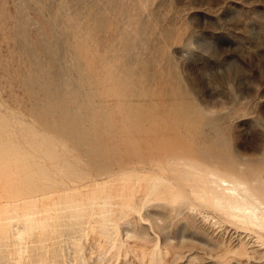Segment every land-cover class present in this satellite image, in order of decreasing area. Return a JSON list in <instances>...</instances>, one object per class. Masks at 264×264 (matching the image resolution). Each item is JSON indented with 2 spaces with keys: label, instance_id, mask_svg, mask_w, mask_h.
Listing matches in <instances>:
<instances>
[{
  "label": "rangeland",
  "instance_id": "374dc122",
  "mask_svg": "<svg viewBox=\"0 0 264 264\" xmlns=\"http://www.w3.org/2000/svg\"><path fill=\"white\" fill-rule=\"evenodd\" d=\"M196 149L264 175V0H0V264H264Z\"/></svg>",
  "mask_w": 264,
  "mask_h": 264
},
{
  "label": "bare ground",
  "instance_id": "6f19581e",
  "mask_svg": "<svg viewBox=\"0 0 264 264\" xmlns=\"http://www.w3.org/2000/svg\"><path fill=\"white\" fill-rule=\"evenodd\" d=\"M196 144L200 147L199 143ZM199 149L192 152L191 150H186L189 152V155H186L187 157H185L183 151L179 156L168 157L171 161H169L171 167L173 166V171L178 172V174L174 178L172 176V178L176 183L174 188L180 192V199L182 198V201H187V204L194 201L201 204V206H208L212 208V210L218 211L219 214L221 213L234 220L263 227L264 175L262 171L255 170V168L252 169V167L250 168V165L245 163V159L243 160V164H247L245 166L248 167H244L247 169H243V164L238 163L242 161V159L238 160V162L234 161L236 160L234 156L233 160L230 161L228 159H216L210 156L206 163H203L199 161L202 157ZM211 153L213 155V152ZM195 156L199 157L198 161ZM169 184L172 185V183ZM157 190H159L158 185ZM161 191L163 190L161 189ZM172 196L174 197L173 194ZM174 199L178 201L179 198ZM185 206L186 205H184V207ZM232 222L234 221L232 220Z\"/></svg>",
  "mask_w": 264,
  "mask_h": 264
}]
</instances>
